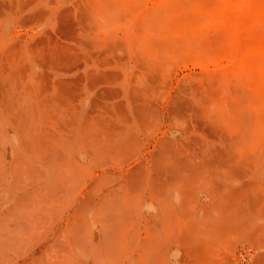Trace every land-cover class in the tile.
I'll use <instances>...</instances> for the list:
<instances>
[{
  "label": "rangeland",
  "instance_id": "374dc122",
  "mask_svg": "<svg viewBox=\"0 0 264 264\" xmlns=\"http://www.w3.org/2000/svg\"><path fill=\"white\" fill-rule=\"evenodd\" d=\"M146 1L0 0V264H264V102Z\"/></svg>",
  "mask_w": 264,
  "mask_h": 264
},
{
  "label": "bare ground",
  "instance_id": "6f19581e",
  "mask_svg": "<svg viewBox=\"0 0 264 264\" xmlns=\"http://www.w3.org/2000/svg\"><path fill=\"white\" fill-rule=\"evenodd\" d=\"M190 11L195 17L196 29L205 30L211 27H216L224 33L227 45V55L223 59L217 58L212 62L217 63L219 68V64L224 61L228 67L230 66L234 68L239 75L246 78L251 76L256 90L262 98L261 100L264 102V0H194ZM131 24L130 21V25ZM129 33L130 32H128V34ZM223 67L224 63L221 68L223 69ZM36 68L37 67H35V69ZM207 70L210 71L208 67ZM47 180L44 182H47ZM164 249L166 250V248Z\"/></svg>",
  "mask_w": 264,
  "mask_h": 264
}]
</instances>
